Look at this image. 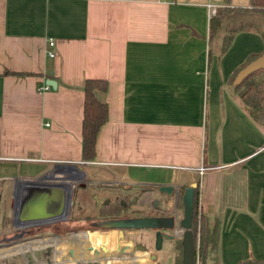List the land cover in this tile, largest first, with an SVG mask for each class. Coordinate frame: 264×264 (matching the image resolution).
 <instances>
[{"label":"crops","instance_id":"0c3cea01","mask_svg":"<svg viewBox=\"0 0 264 264\" xmlns=\"http://www.w3.org/2000/svg\"><path fill=\"white\" fill-rule=\"evenodd\" d=\"M207 2L249 6V0H0V201L9 218L43 220L42 186L31 182L56 164L123 188L187 186L202 176L199 206L207 230L217 232L204 246L213 262L264 260V124L245 112L230 82L248 56L264 50V37L241 30L221 51L224 32L212 23L215 14L208 16ZM215 39L220 48L212 46ZM88 78L106 82L107 118L86 161ZM47 79L56 86L38 90Z\"/></svg>","mask_w":264,"mask_h":264},{"label":"flooded vegetation","instance_id":"af4514ba","mask_svg":"<svg viewBox=\"0 0 264 264\" xmlns=\"http://www.w3.org/2000/svg\"><path fill=\"white\" fill-rule=\"evenodd\" d=\"M72 175L70 176L72 179V182H77L78 186H81L82 188H85V186L89 185L90 182L88 180H85V174L80 169L72 168ZM74 179V180H73ZM85 181V182H82ZM87 183V184H86ZM93 183V182H92ZM173 186V189L171 191V194H166L165 192H162L159 189V186L161 184L156 185H140V184H131L132 186L128 185L127 189L125 191H130L126 193H122V195L119 198H114L115 200L111 201L109 203L108 200H103V203L101 206L97 207L98 210V216L97 214H94V220L92 222V231H94L96 228H110L111 230L116 231V235L121 232V237L119 240V248L116 249L117 252H110L109 254L106 253L107 249V240L105 239V235H101L99 233L94 232H81V233H64L67 234L64 236L60 232L57 231H50L49 232H43L40 235L35 236V238L27 239V240H19L21 236V232H15L16 228L14 229V232H9V236L13 238L10 240V243L1 244V246H4V251H2L1 256H6L8 254L20 252L22 254L29 252L31 253L30 259H26L25 254V264H32L31 258H35L34 254L39 251L40 249H44L50 254L51 260L60 262H55L54 264H66V263H73L78 264L81 260H86L84 258V254L80 253V255L74 254L72 251H70V254L68 253V257H64V247L65 245H73L75 243L79 244L80 246L84 242V239H89V241H93L95 244H102L104 245L102 247L103 253L96 257L95 259H89L86 261L95 262L93 264H163V260L166 258L165 256L158 254L164 249V241L167 238H164L162 235V232L166 231L168 234H172L171 239H176L177 244L176 248L178 249V255L180 254V264H181V235L183 229L179 227L178 224L175 225L172 229H165V228H111V227H101L97 226L96 223L100 220L109 219V218H127V217H138V216H169L173 215L175 222L177 223L178 219L182 216L177 213V206L178 202L182 204L181 196L183 194V191L185 189V185H181L180 183H168ZM139 185V186H138ZM72 187V184H71ZM70 187V189H71ZM69 189V190H70ZM72 193V198L74 195V188ZM123 189V187H122ZM123 189V190H124ZM69 190L66 191V199L62 206V212L60 216L49 219V220H39V221H29L26 222V220H22V225H42V224H57L59 222L74 220L75 217L71 216L70 209L72 208V198L68 200ZM132 190V191H131ZM139 192V193H138ZM158 193L160 194V197L158 198H152L150 202V210L142 211V209H137L134 207V204L136 202H140L138 200V197H135L134 195L140 196V194H152V193ZM173 196V210L169 211V205H170V199H172ZM16 199V198H15ZM129 201L133 204L129 205ZM143 201L141 200V203ZM17 204V203H16ZM137 204V203H136ZM107 206V211H103V214H99L101 212V209L103 206ZM20 206V205H19ZM126 208L127 211L126 212ZM183 209V204H182ZM136 210H141V213L133 214ZM96 227V228H95ZM119 231V232H118ZM146 232V233H145ZM146 234V238L139 240L138 235ZM96 235L97 238L93 240L94 238L92 235ZM126 234V237L124 235ZM194 239V238H193ZM14 240V241H13ZM196 237L194 240V261L196 264V256L199 253V249L197 246ZM180 244V247L179 245ZM64 245V246H63ZM39 253V252H37ZM165 253V252H164ZM80 256V257H79ZM49 259V257H48ZM79 259V260H78ZM93 260V261H92ZM121 260V262H119ZM39 263L42 262L40 260H37ZM40 264H46V263H40ZM89 264V263H88ZM92 264V263H91Z\"/></svg>","mask_w":264,"mask_h":264},{"label":"rangeland","instance_id":"374dc122","mask_svg":"<svg viewBox=\"0 0 264 264\" xmlns=\"http://www.w3.org/2000/svg\"><path fill=\"white\" fill-rule=\"evenodd\" d=\"M212 23H214V21H212ZM218 43L216 41V39L214 40L212 46L214 48H220L221 47V41L219 39ZM85 171V170H84ZM72 171H68V172H64L61 174H56L59 176H71ZM85 175H87L84 172ZM60 178V177H59ZM91 177H87L85 176V180H88L90 182L89 185L85 186V188H82L81 186L77 185V182L73 181L72 182V187L74 188L75 192L72 198V208L70 209V214L71 216H74L75 219L74 220H65L63 222H59L57 224H42V225H22L21 222L15 221L14 217L12 215H10V218L8 216V214L6 215V213H4V210L6 208L2 207V202L0 201V244H6V243H10L12 239L9 238H13L11 236H9V232H14L15 230L12 231H8L10 228L14 227L16 228L15 232H21V236L19 238V240H27V239H33L35 238V236L42 234L43 232H49L50 231H57L60 232L61 234H63L64 236H66L67 234L64 233H81V232H94V233H99L101 235H105L103 237H105V239L107 240V242H109V244H107V249H106V253H110V252H117L116 249L119 248V240L121 237V232H119L116 235V231L115 230H111L110 228H96L94 231H92V222L95 219L94 218V214L98 213L97 207L101 206V204L103 203V200H108L109 203L113 200H115L114 198H119L122 193H126V192H130V191H125L127 189H122L121 185L118 184H112L109 182H106L105 184H102L101 181L99 180H94L92 181L90 179ZM205 179V176H203V181ZM61 180V179H60ZM64 180V179H63ZM74 180V179H73ZM197 183L200 186V189H202L201 184H202V176H199L198 179L196 180ZM85 182V181H82ZM93 182V183H92ZM87 184V183H86ZM130 186H132L131 184H129ZM139 186V185H138ZM0 190H2V185H0ZM3 191V190H2ZM0 191V193H2V195L4 194V191L2 192ZM132 191V190H131ZM139 193V192H138ZM1 195V194H0ZM135 197H138V200L140 202H136L134 204V207L137 209H142V211H148L151 209L150 207V202L152 200V198H159L160 194L154 192L152 194H140V196L134 195ZM141 200L143 201L141 203ZM173 196L172 199H170V205L168 210L172 211L173 210V205L171 202H173ZM201 201V198H200ZM133 204L132 202L129 201V205ZM202 204V202H201ZM177 208V213L178 216L182 214V204L178 202V206ZM129 211V210H128ZM127 208H126V212ZM141 213V210H136L135 213L133 214H137ZM203 214V213H202ZM98 216V214H97ZM88 217H92L90 219H88ZM205 217V216H204ZM9 218V219H8ZM92 221V222H91ZM207 230V228H206ZM115 231V232H114ZM146 233V232H145ZM138 235V239L142 240L146 238V234ZM205 236L206 239L205 241L203 240V234L202 236H200L199 231H197V236H196V243L197 246L199 245V241L201 242V248L203 249L205 246V243L207 245L208 244H214L215 240H216V228L213 230H207V232H202ZM92 237L94 238L93 240H95L97 238L96 235H92ZM124 237H126V234L124 235ZM14 241V240H13ZM176 244L177 241L176 239H171V238H167L164 241V251L162 250L158 255L161 256H165L166 254V258L163 260V264H177L179 261V255H178V249L176 248ZM64 246V245H63ZM104 245L102 244H95L93 241H89V239H84V242L82 243V245L80 246L79 244L75 243L73 245H65L64 247V257H68V253L70 254V251H72L74 254H78L80 255V253L84 254V258L86 260H91V259H95L96 257L100 256L104 251L102 249ZM4 246L0 247V264H25V257L26 259H30L31 257V253L26 252L24 254L20 253V252H16V253H12V254H8L6 256H1L2 251L5 250V248H3ZM39 252V253H37ZM34 254L35 258H31V262L32 264H40V263H46V264H54L55 262H60L61 260L58 261H54L51 260L50 254L46 253L47 251L44 249H40L39 251H37ZM165 252V253H164ZM199 253L196 256V264H201V258L200 256L201 253L200 251H198ZM210 250L207 251L206 254V262L205 264H216L215 262H213L214 257L209 253ZM49 257V259H48ZM80 257V256H79ZM37 260H40L42 262H38ZM79 260V259H78ZM86 260H81L78 262V264H93L96 263L95 262H89ZM93 261V260H92ZM121 262V260L119 261Z\"/></svg>","mask_w":264,"mask_h":264},{"label":"trees","instance_id":"16d2710c","mask_svg":"<svg viewBox=\"0 0 264 264\" xmlns=\"http://www.w3.org/2000/svg\"><path fill=\"white\" fill-rule=\"evenodd\" d=\"M212 21L218 24L219 28H222L224 32L221 51L227 49L234 34L241 30H256L264 37V34L262 33V27L264 26V0H249V6L224 5L218 7ZM262 53H264V50L260 53L248 56L234 72V75L230 78V82L233 83L238 70ZM105 86L106 82L104 79L88 78L85 80L82 87L84 91V99L81 128V153L82 158L86 161L92 160L95 155L97 133L100 126L107 118L106 103L104 100L100 101L97 98L98 93L104 92ZM233 88L238 95L245 112L256 123L264 124V68L250 73L238 84L233 83ZM106 209L107 206L104 205L99 214H103V211ZM90 218L92 217H88V219ZM192 231L194 240L197 236V231H199L200 236H202V232H207L205 217L199 206V184L197 181L193 190ZM205 239L206 236L203 234V240L205 241ZM200 243L201 242L199 241L198 249L202 255L200 256L201 264H205L207 249H202ZM178 245L180 247V244ZM205 246H207L206 243ZM259 263H264V260L246 259L233 264ZM177 264H180V254Z\"/></svg>","mask_w":264,"mask_h":264},{"label":"water","instance_id":"95a60500","mask_svg":"<svg viewBox=\"0 0 264 264\" xmlns=\"http://www.w3.org/2000/svg\"><path fill=\"white\" fill-rule=\"evenodd\" d=\"M262 33L264 34V26L262 27ZM264 68V53L256 57L242 67L236 73L233 83L238 84L243 78H245L250 73ZM48 83L53 88L56 83L47 79ZM97 98L100 101L104 100V93H98ZM76 168L75 165H54L51 170L41 174L38 180L31 183L41 184L42 189L39 191L40 203L42 202V210L39 213V217H44V220L54 219L60 216L62 212V206L66 199V191L70 189L72 184V179L69 175L62 177L55 176V172L62 173L64 169ZM45 179H55L56 182H43ZM61 179V180H60ZM64 179V180H63ZM69 180V181H65ZM196 186V182H190L187 187H185L183 194L181 196L183 209L182 216L175 222L174 216H138V217H127V218H109L100 220L96 223L97 226L101 227H111V228H165L172 229L176 224L183 229L181 235V264H195L194 261V239L192 231V214H193V190ZM159 189L166 194H171L173 186L171 184H161ZM73 189L69 190L68 200L72 198ZM43 200V201H42ZM164 238H171L172 234H168L166 231L162 232ZM1 245V244H0ZM73 264V263H66ZM264 264V263H259Z\"/></svg>","mask_w":264,"mask_h":264},{"label":"built area","instance_id":"2783aa9c","mask_svg":"<svg viewBox=\"0 0 264 264\" xmlns=\"http://www.w3.org/2000/svg\"><path fill=\"white\" fill-rule=\"evenodd\" d=\"M206 7H207V10H208V16H212L216 13V10H217V7H218V4L214 3V2H207L206 3ZM53 44V40L49 39L48 40V45H52ZM48 55L49 56H53V52L48 50ZM50 88V85L48 83H43L42 85L38 86V90H46V89H49ZM206 167L204 166H199L198 167V171L199 172H202Z\"/></svg>","mask_w":264,"mask_h":264}]
</instances>
